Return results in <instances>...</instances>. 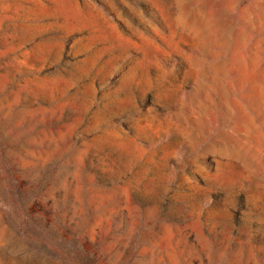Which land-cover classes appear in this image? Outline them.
I'll return each mask as SVG.
<instances>
[{"label":"rangeland","instance_id":"rangeland-1","mask_svg":"<svg viewBox=\"0 0 264 264\" xmlns=\"http://www.w3.org/2000/svg\"><path fill=\"white\" fill-rule=\"evenodd\" d=\"M0 264H264V0H0Z\"/></svg>","mask_w":264,"mask_h":264}]
</instances>
